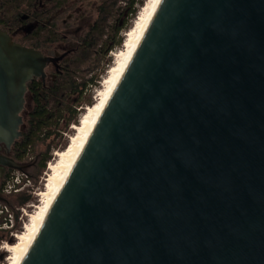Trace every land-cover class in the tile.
I'll return each instance as SVG.
<instances>
[{
	"label": "water",
	"instance_id": "1",
	"mask_svg": "<svg viewBox=\"0 0 264 264\" xmlns=\"http://www.w3.org/2000/svg\"><path fill=\"white\" fill-rule=\"evenodd\" d=\"M48 59L0 30V133ZM21 264H264V0H161Z\"/></svg>",
	"mask_w": 264,
	"mask_h": 264
},
{
	"label": "flooded vegetation",
	"instance_id": "2",
	"mask_svg": "<svg viewBox=\"0 0 264 264\" xmlns=\"http://www.w3.org/2000/svg\"><path fill=\"white\" fill-rule=\"evenodd\" d=\"M120 2L0 0V30L48 59L44 76L28 83L18 133H0V206H13L7 184L17 176L34 178L45 158L44 152L36 151V133L53 132L38 129L41 115L52 122L61 114L54 107L64 105L68 91L80 94V90L94 85L100 74L78 82L75 75L82 65L93 59L97 68L102 65L101 72L109 66L110 54L127 24V12H122ZM4 258L5 254L0 255V259Z\"/></svg>",
	"mask_w": 264,
	"mask_h": 264
},
{
	"label": "bare ground",
	"instance_id": "3",
	"mask_svg": "<svg viewBox=\"0 0 264 264\" xmlns=\"http://www.w3.org/2000/svg\"><path fill=\"white\" fill-rule=\"evenodd\" d=\"M161 0H146L141 7L133 26L126 32L122 48L114 53V62L97 91L96 101L86 107L80 123L73 125L74 134L64 150L55 153L56 158L48 166L42 202L32 213L24 231L19 235L15 244H8L10 256L7 262L1 264H21L43 222L59 195L65 181L81 154L87 140L103 113L109 99L118 85L134 51L136 50L154 12Z\"/></svg>",
	"mask_w": 264,
	"mask_h": 264
},
{
	"label": "rangeland",
	"instance_id": "4",
	"mask_svg": "<svg viewBox=\"0 0 264 264\" xmlns=\"http://www.w3.org/2000/svg\"><path fill=\"white\" fill-rule=\"evenodd\" d=\"M140 1L141 0H136V3L134 5H131L132 0H122V2L119 3V6L121 7L122 12H125V13L127 12L126 13L127 26L120 33V37L122 38L123 43L125 40L126 32L131 28V26H133L134 21L142 7ZM133 8L136 9V12L132 15L130 11ZM122 45L123 44L118 45L116 48L113 49V54H110L111 55L110 64L109 66L105 67L104 71L101 72V69H102L101 64L100 66H98V68H97V65H94L96 61L95 60L93 61V59L91 62L82 65V67L77 71V74L75 75L78 78L77 79L78 82L87 80L92 75L100 74L99 77L97 78L96 84L92 86H88L86 89H84L83 94H77V93L72 94L70 93V91H68L67 96H66L67 99L65 102L63 101L64 105L61 106L60 104H58L54 107V110L60 111L63 116L53 118L52 122H50L51 126L48 128L53 133L47 139H45V137L42 136V138L37 140L35 144V148L37 152H44L45 154L49 153L51 158L48 162L54 161V159L56 158L54 153L60 150H64L69 144L70 136L73 135L75 132L72 125H78L80 123L81 116L86 111V107L90 106L88 104V101H91L92 103L96 101L97 91L101 88L102 81L106 77L108 70L110 69V67L112 66L114 62V59H115L114 53L118 52L122 48ZM58 102H61V100H59ZM76 106L78 107L77 110L79 111V114H78L79 123L76 124L75 122H72L69 124V126H66V120L69 119V117L71 116V110ZM48 162H47L46 168L43 171L40 172L39 169L36 171L35 176H34L35 181L39 180L40 177L45 176V172L48 171L47 169ZM14 198L15 196H12V202H15ZM2 252L3 254H5V257L10 256L9 250L8 251L0 250V255ZM0 262L5 263L7 262V260L5 258L3 261H0Z\"/></svg>",
	"mask_w": 264,
	"mask_h": 264
},
{
	"label": "built area",
	"instance_id": "5",
	"mask_svg": "<svg viewBox=\"0 0 264 264\" xmlns=\"http://www.w3.org/2000/svg\"><path fill=\"white\" fill-rule=\"evenodd\" d=\"M50 163L48 162V166ZM46 173L47 171L45 176L36 181L28 176H17L7 184L6 191L12 196L26 193L31 196V199L25 204H15L13 206L4 204L0 206V250H5L8 244H12L13 240H17L29 222L30 216L41 204ZM4 259H0V261Z\"/></svg>",
	"mask_w": 264,
	"mask_h": 264
},
{
	"label": "trees",
	"instance_id": "6",
	"mask_svg": "<svg viewBox=\"0 0 264 264\" xmlns=\"http://www.w3.org/2000/svg\"><path fill=\"white\" fill-rule=\"evenodd\" d=\"M145 1L146 0H141L140 1L141 6H143L145 4ZM135 3H136V0H132L131 5H134ZM135 12H136L135 8L131 9V11H130V13L132 15ZM126 26H127V24H126ZM121 44H123V40L122 39H120L118 41V45H121ZM95 84H96V82L94 83V85ZM83 93H84V89L80 90V94H83ZM88 104L92 105L93 103L91 101H88ZM77 109H78V107L76 106V107H74L71 110V116L69 117V119L66 120V126H69V124L72 123V122H75L76 124L79 123V119H78L79 111ZM62 116H63L62 114L58 115V117H62ZM38 122H39L38 129L41 130V131L43 129L49 128L51 126V123H50L48 117L46 115H44V114L41 115V117L39 118ZM51 134L52 133H36L37 140L41 139L42 136H44L45 139H47V138L50 137ZM50 158H51V156L49 155V153H46L45 158H44L41 166L39 167V171L40 172L43 171L46 168L47 162L50 160ZM33 179H35V178H33ZM30 199H31V196L27 195L26 193H22V194H19V195L15 196V198H14L15 202H12V203H13V205H15V204H25ZM12 244H15V240L12 241Z\"/></svg>",
	"mask_w": 264,
	"mask_h": 264
}]
</instances>
